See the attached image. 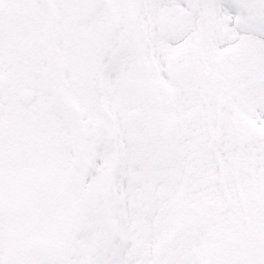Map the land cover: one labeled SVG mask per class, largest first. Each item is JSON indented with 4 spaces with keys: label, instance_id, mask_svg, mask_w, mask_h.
<instances>
[{
    "label": "snow or ice",
    "instance_id": "obj_1",
    "mask_svg": "<svg viewBox=\"0 0 264 264\" xmlns=\"http://www.w3.org/2000/svg\"><path fill=\"white\" fill-rule=\"evenodd\" d=\"M0 264H264V0H0Z\"/></svg>",
    "mask_w": 264,
    "mask_h": 264
}]
</instances>
